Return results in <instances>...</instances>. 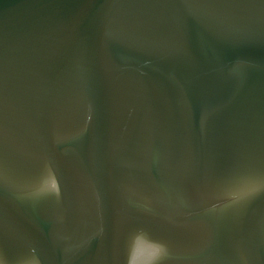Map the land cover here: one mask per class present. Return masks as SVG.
Masks as SVG:
<instances>
[{"label": "water", "instance_id": "95a60500", "mask_svg": "<svg viewBox=\"0 0 264 264\" xmlns=\"http://www.w3.org/2000/svg\"><path fill=\"white\" fill-rule=\"evenodd\" d=\"M0 264H264V0H0Z\"/></svg>", "mask_w": 264, "mask_h": 264}]
</instances>
